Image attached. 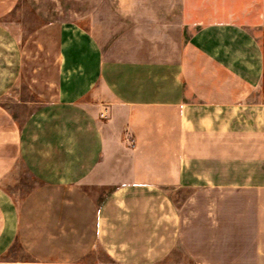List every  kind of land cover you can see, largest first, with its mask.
Listing matches in <instances>:
<instances>
[{
    "label": "crops",
    "instance_id": "1",
    "mask_svg": "<svg viewBox=\"0 0 264 264\" xmlns=\"http://www.w3.org/2000/svg\"><path fill=\"white\" fill-rule=\"evenodd\" d=\"M262 30L264 0H0V264H264ZM136 188L184 196L103 193Z\"/></svg>",
    "mask_w": 264,
    "mask_h": 264
},
{
    "label": "rangeland",
    "instance_id": "2",
    "mask_svg": "<svg viewBox=\"0 0 264 264\" xmlns=\"http://www.w3.org/2000/svg\"><path fill=\"white\" fill-rule=\"evenodd\" d=\"M24 7V12L26 13V16H29V12H27V7L25 5H23ZM261 32V31H260ZM262 34L264 35V30H262ZM22 173L20 174L22 176V178H24L26 181L31 180L29 175H26L24 172V169L22 168ZM104 196L107 197L110 201H113L114 198H118V197H127V198H134V199H138V200H144L143 203H146L145 200H150L153 204H154V213L156 215L159 214H163L165 212H169V210L171 209L172 211L174 210V208L177 207L179 198H181L182 196H184L183 192H179L176 191L175 192V196L173 197L175 199L174 202V206L173 204L171 205V207L168 205V202L166 203V205H163L164 203V192L162 190L159 189H146V188H136V189H130V190H125L123 191V194H114V192L112 191V189H106L104 192ZM110 209L113 211L114 207L113 205L110 206ZM135 210L139 211L141 210V212H144L146 207L142 206V205H136L134 207ZM156 229H158L159 225H162L161 222L156 223ZM160 230H162V228H160Z\"/></svg>",
    "mask_w": 264,
    "mask_h": 264
},
{
    "label": "built area",
    "instance_id": "3",
    "mask_svg": "<svg viewBox=\"0 0 264 264\" xmlns=\"http://www.w3.org/2000/svg\"><path fill=\"white\" fill-rule=\"evenodd\" d=\"M104 112H105V110H104L103 112H101V116H102V117H104V116H105V115H104Z\"/></svg>",
    "mask_w": 264,
    "mask_h": 264
}]
</instances>
